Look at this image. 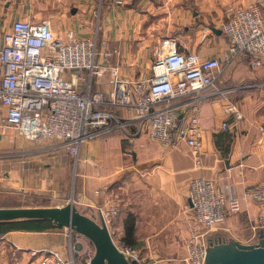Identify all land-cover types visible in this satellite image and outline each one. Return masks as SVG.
Returning a JSON list of instances; mask_svg holds the SVG:
<instances>
[{
	"label": "crops",
	"instance_id": "0c3cea01",
	"mask_svg": "<svg viewBox=\"0 0 264 264\" xmlns=\"http://www.w3.org/2000/svg\"><path fill=\"white\" fill-rule=\"evenodd\" d=\"M119 1L0 0V47L3 33L19 18L48 20L62 38L68 31L79 38L95 37V62L103 71L90 87L106 91L115 76L149 73L162 41L201 58L219 55L227 45L222 26L230 9L246 8L255 0ZM253 59L240 54L201 100L199 167L183 141L164 146L146 132L134 133L133 125L127 127L129 135L121 129L100 133L81 146L77 157L65 147L50 146L34 156L33 143L4 123L0 105V208L63 206L66 200L55 196L66 189L75 195L78 210L93 220L97 207L115 204L120 211L109 225L113 239L139 251L136 264H187L193 239L205 249L216 240L257 243L264 235V225L258 224L264 211L257 203L242 199L240 212L208 230L196 221L188 197L189 182L199 173L212 179L219 193L239 197L264 180V56L257 66ZM227 106L235 111L225 113ZM117 114L126 115L123 110ZM223 122L229 128L222 129ZM50 190L56 194H48ZM50 230L0 234V264H36L44 249L88 264L94 254L91 241L65 228Z\"/></svg>",
	"mask_w": 264,
	"mask_h": 264
},
{
	"label": "built area",
	"instance_id": "2783aa9c",
	"mask_svg": "<svg viewBox=\"0 0 264 264\" xmlns=\"http://www.w3.org/2000/svg\"><path fill=\"white\" fill-rule=\"evenodd\" d=\"M222 32L227 45L219 55L201 58L195 52L178 51L170 40L162 41L149 73L126 79L115 76L104 91L90 87L103 71L95 62V37L79 38L68 31L62 38L48 20L14 19L3 33L0 47L3 121L24 140L51 149L65 147L73 157L100 133L121 129L129 135L127 127L133 125L134 133L146 132L149 139L164 146L183 141L199 167V104L240 54L251 55L254 66L264 56V0L230 9ZM80 83H84L82 88ZM118 110L126 115L117 114ZM224 111L234 112L235 108L227 106ZM227 128L229 125L223 122L222 129ZM188 193L196 221L208 230L240 212L242 199H250L264 211V180L246 187L239 197L219 193L213 180L199 173L190 180ZM119 211L115 204L97 207L96 221L103 220L112 239L114 232L109 225ZM258 224L264 225L263 215L258 217ZM114 243L125 257L138 261L135 247L123 241ZM40 252L36 264H76L72 256H63L58 250ZM205 252L204 244L191 240L186 263L203 264Z\"/></svg>",
	"mask_w": 264,
	"mask_h": 264
},
{
	"label": "water",
	"instance_id": "95a60500",
	"mask_svg": "<svg viewBox=\"0 0 264 264\" xmlns=\"http://www.w3.org/2000/svg\"><path fill=\"white\" fill-rule=\"evenodd\" d=\"M49 219L54 225H65L77 232L94 247L89 264H136L119 251L107 226L80 213L72 204L0 208V222ZM203 264H264V235L255 244H242L233 239L212 241L207 247Z\"/></svg>",
	"mask_w": 264,
	"mask_h": 264
},
{
	"label": "trees",
	"instance_id": "16d2710c",
	"mask_svg": "<svg viewBox=\"0 0 264 264\" xmlns=\"http://www.w3.org/2000/svg\"><path fill=\"white\" fill-rule=\"evenodd\" d=\"M51 228H56V225H54L49 219H31L0 222V234L16 229L29 231H43Z\"/></svg>",
	"mask_w": 264,
	"mask_h": 264
},
{
	"label": "rangeland",
	"instance_id": "374dc122",
	"mask_svg": "<svg viewBox=\"0 0 264 264\" xmlns=\"http://www.w3.org/2000/svg\"><path fill=\"white\" fill-rule=\"evenodd\" d=\"M32 148H34V149H36V152L35 153H32V155H34V156H37L36 154H43L44 152H46L47 150L45 149V148H43V147H40V146H36V145H34L33 144V146H32ZM51 189H53V188H51ZM55 190V189H54ZM58 190V189H57ZM54 191H52V190H50L49 192H48V194H52ZM57 192V191H56ZM58 192H59V190H58ZM54 194H56L55 192H54ZM55 199H57V200H59V201H63V200H66V203L65 204H63V205H67V204H72L75 208H76V210L77 211H79L78 209L79 208H77L76 207V204L74 203V200H76V198H75V195H73V193H70L69 191H68V189H66V190H64V191H62V192H59V193H57L56 194V196H55ZM80 213H82V214H84L82 211H79ZM63 228H65L66 230H68L69 232H73V231H71L69 228H67V226H65V225H56V228H52L50 231H60V230H63ZM228 240V239H227Z\"/></svg>",
	"mask_w": 264,
	"mask_h": 264
},
{
	"label": "bare ground",
	"instance_id": "6f19581e",
	"mask_svg": "<svg viewBox=\"0 0 264 264\" xmlns=\"http://www.w3.org/2000/svg\"><path fill=\"white\" fill-rule=\"evenodd\" d=\"M96 221V220H95ZM97 222V221H96Z\"/></svg>",
	"mask_w": 264,
	"mask_h": 264
}]
</instances>
